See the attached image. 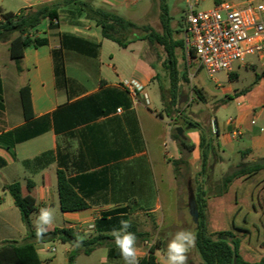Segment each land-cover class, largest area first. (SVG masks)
I'll list each match as a JSON object with an SVG mask.
<instances>
[{
  "label": "crops",
  "instance_id": "crops-1",
  "mask_svg": "<svg viewBox=\"0 0 264 264\" xmlns=\"http://www.w3.org/2000/svg\"><path fill=\"white\" fill-rule=\"evenodd\" d=\"M54 1L59 0L42 3ZM87 1L98 7L94 0ZM3 3L0 0V11H4ZM30 6L33 5L27 0L15 13ZM52 24L46 19L37 26L36 36L45 38L47 44L27 47L19 70L9 52L10 61L0 66V92L5 95L9 86L17 94L15 97L9 94V99L3 96L0 103V243H21L26 233L20 212L3 186L18 182L23 196L33 199L30 224L35 227L41 208L50 207L55 213L60 210L58 170L87 208L60 211L61 221L54 220L51 229L70 228L86 239L98 232L110 234L120 228V220L124 219L148 236L144 225L153 220L160 226L158 213L164 198L172 194L177 197L176 181L185 177L183 172L190 171L197 177L199 131L183 120L174 124L177 118L169 117L167 110H163L160 92L159 101L151 100L150 86L157 82L159 89L164 77L166 82L168 78L163 69L160 77L153 68L155 63L143 47L145 40L120 47L104 38L101 28L74 3L58 8ZM257 61L264 82V58L257 57ZM177 66L181 87L182 77L187 83L191 78L182 55L177 56ZM248 66L256 68L255 63ZM223 73L228 79L237 78L234 68ZM129 78L144 85L147 102L140 96L134 101L120 87V82ZM26 84L32 112L28 119L23 116L19 95V89ZM231 97L233 102L246 104L247 90L234 92L227 100ZM236 110V115L221 129L215 126L217 136L213 138L214 155H211L215 168L226 163L233 171L239 163L264 157V106ZM176 115L183 114L178 111ZM177 126L183 128L184 139L193 145L189 152H181L172 137ZM181 157L184 162L175 167L172 161ZM34 242L42 264H67L73 249L78 251L77 255L84 254L80 246L58 240ZM55 242L63 246L60 257ZM143 243L146 248L139 258L149 249L146 238ZM96 251L101 252L97 264H105V260L107 264H124L121 257L109 258L106 247H98L86 256Z\"/></svg>",
  "mask_w": 264,
  "mask_h": 264
},
{
  "label": "rangeland",
  "instance_id": "rangeland-1",
  "mask_svg": "<svg viewBox=\"0 0 264 264\" xmlns=\"http://www.w3.org/2000/svg\"><path fill=\"white\" fill-rule=\"evenodd\" d=\"M27 0H4L2 12L15 13ZM32 3L33 6L42 3ZM216 0H197L194 9L203 11L214 6ZM219 1V0H217ZM222 1H238V0H222ZM264 2V0H258ZM118 2L119 4H115ZM161 0H94L97 6L115 10L122 17L135 22L139 26H150L160 31L159 22V3ZM171 16V26L175 32V38L181 39L182 36V20L187 9L184 0H165ZM140 35V30L136 31ZM7 41H0V66L10 61L8 58ZM143 47L147 49L148 58L153 61L154 69L158 70L160 77L163 75V53L161 48L151 46L146 40ZM177 56H181L182 52L176 50ZM256 55L248 56L244 65L236 64L234 70L237 78L228 79L223 72L217 73L209 77L203 69H197L191 66L186 69L187 75L193 73L190 82L182 79L181 95L175 98V105L171 112V118H177L174 124L185 122H193L197 124L199 129L208 131L209 135L216 139L217 132L215 126L219 129L229 119L236 115V109H244L249 106L260 108L264 106V82L262 81L263 71L260 62L257 61ZM249 63H255L256 68H249ZM181 67V65H180ZM185 68V67H184ZM163 79V78H162ZM165 79V77H164ZM163 79L165 99L162 101L163 110H166V98H168V82ZM23 82L22 78L19 83ZM9 91L0 92V103L3 96L9 99V94L15 97L16 93L6 86ZM198 90L201 97L195 92ZM247 90L246 104L240 101L233 102L227 100L234 92ZM251 91V92H248ZM151 100L159 101V89L157 82L148 89ZM17 98V97H16ZM176 111H181L182 116L176 115ZM240 164V163H239ZM212 167L205 183L207 184V206H206V230L211 237L215 238V234L220 231H231L235 237L239 239V254L247 261H259L264 259V170L260 172L236 178L228 186L224 195L213 197L217 185L220 183L224 174L231 172L226 163L217 165L209 163ZM184 178L177 180V197L167 195L159 216H161L160 226L155 221L150 220L146 225L148 236L146 239L157 245L156 257L159 264H164L166 258V249L168 242L175 233L181 229H190L194 231L195 224L189 212V200L195 191L196 185L200 182L198 177L193 176L190 171L183 172ZM189 182V183H188ZM55 221L60 222V210H56ZM37 221V220H36ZM54 247L58 257L61 256L62 245L55 242ZM146 246L143 241L137 242L138 257L141 256ZM78 252V251H77ZM44 256V254H41ZM101 256L100 251H96L93 255L87 257L81 252L77 255L78 264H97ZM188 264H200L198 254L193 247L188 253Z\"/></svg>",
  "mask_w": 264,
  "mask_h": 264
},
{
  "label": "trees",
  "instance_id": "trees-1",
  "mask_svg": "<svg viewBox=\"0 0 264 264\" xmlns=\"http://www.w3.org/2000/svg\"><path fill=\"white\" fill-rule=\"evenodd\" d=\"M69 3L78 5L80 10L85 13L86 18L94 20L96 25L101 28L102 36L117 43L120 47H126L129 43L142 39L146 40L151 46L161 48L163 53L162 66L168 78L166 110L167 115L170 117L175 105V98L181 95L176 50H180L183 56V41L174 36L177 30H173L171 26V16L165 0H161L159 3L160 31L146 25L139 26L135 22L117 14L115 10L102 6L93 7L87 0H59L52 3H41L22 8L17 13L0 11V41L9 43V58L15 62L17 69L19 70L18 64L23 58L24 50L27 47L33 46L36 48L47 44L45 38L36 36L37 26L46 19L49 20V25L53 26L52 20L56 19L58 8ZM216 3L219 2L216 1ZM137 30H140V35L136 34ZM182 79L187 80L185 77H182ZM163 90V83L159 84L162 101L165 99ZM195 92L200 96L198 90ZM19 95L23 116L28 119L31 117L32 112L27 84L19 89ZM186 124L197 128L196 123L186 122ZM172 137L176 140L181 152H189L193 148V145L189 144L186 139L180 138L176 134L175 128L172 130ZM199 151L200 168L197 177L200 182L196 185L192 198L198 213V223L194 228L196 233L194 248L198 254L200 264H264V259L252 262L243 259L239 254L240 241L231 231L217 232L215 238L207 233L205 216L207 187H205V179H207L210 172L209 163L211 155H214V144L208 131L202 129H199ZM183 162L184 159L182 157L178 161H172L175 167L178 163ZM261 170H264V157L238 164L236 169L222 176L213 195L222 196L234 179L254 175ZM56 176L60 211L73 212L87 208L86 202L74 191L64 173L58 170ZM27 187H30L29 181L27 182ZM3 190L11 196L14 205L18 208L26 233L21 243L14 241L0 243V264H42L35 249L34 241L38 240L35 235L36 229L30 224L33 199L29 196H23L18 182L4 185ZM128 231L135 233L137 240L140 241L145 240L147 237V234L138 232L134 225H131ZM54 240L74 246L76 241H80V247L85 255L90 254L98 247H106L108 248L109 258L121 257L119 250H116L114 237L107 233L98 232L91 237L83 239L77 236L70 228H52L40 241ZM157 249L158 247L155 244L150 246L147 253L139 258V264H156L155 251ZM76 256V249L70 251L67 257V264H75Z\"/></svg>",
  "mask_w": 264,
  "mask_h": 264
},
{
  "label": "built area",
  "instance_id": "built-area-1",
  "mask_svg": "<svg viewBox=\"0 0 264 264\" xmlns=\"http://www.w3.org/2000/svg\"><path fill=\"white\" fill-rule=\"evenodd\" d=\"M184 1L187 9L181 39L187 70L195 66L212 77L220 72H231L248 56L264 58V2L220 1L209 9L196 11L197 0ZM119 85L134 101L138 96L148 101L144 85L137 79H125ZM152 245L153 241L149 242V247Z\"/></svg>",
  "mask_w": 264,
  "mask_h": 264
},
{
  "label": "clouds",
  "instance_id": "clouds-1",
  "mask_svg": "<svg viewBox=\"0 0 264 264\" xmlns=\"http://www.w3.org/2000/svg\"><path fill=\"white\" fill-rule=\"evenodd\" d=\"M55 218V210L50 207L41 208L35 224V235L38 240L51 229ZM131 227L129 220H120V228L113 229L110 233L114 237V243L120 252L124 264H139L137 251V236L128 231ZM196 233L190 229L178 230L168 242L164 264H188V253L195 246ZM80 241L75 242L79 247ZM105 264H107L105 260Z\"/></svg>",
  "mask_w": 264,
  "mask_h": 264
},
{
  "label": "water",
  "instance_id": "water-1",
  "mask_svg": "<svg viewBox=\"0 0 264 264\" xmlns=\"http://www.w3.org/2000/svg\"><path fill=\"white\" fill-rule=\"evenodd\" d=\"M175 132L180 138H184L182 127H179V126L175 127ZM209 168L211 172L212 167H209ZM189 212L192 217L193 223L196 225L198 223V213H197V210L195 209L194 200L192 197L189 200Z\"/></svg>",
  "mask_w": 264,
  "mask_h": 264
}]
</instances>
